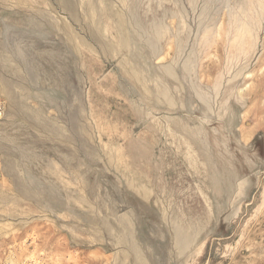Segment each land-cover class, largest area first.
Instances as JSON below:
<instances>
[{"label": "rangeland", "instance_id": "obj_1", "mask_svg": "<svg viewBox=\"0 0 264 264\" xmlns=\"http://www.w3.org/2000/svg\"><path fill=\"white\" fill-rule=\"evenodd\" d=\"M0 264H264V0H0Z\"/></svg>", "mask_w": 264, "mask_h": 264}, {"label": "bare ground", "instance_id": "obj_2", "mask_svg": "<svg viewBox=\"0 0 264 264\" xmlns=\"http://www.w3.org/2000/svg\"><path fill=\"white\" fill-rule=\"evenodd\" d=\"M139 25H140V24H139ZM171 69H172V68H171ZM173 73H174V71H173ZM173 73L170 75L171 78H175V76H174ZM178 85H179V84H178ZM8 134H9V133H8ZM8 139H9V138H8ZM10 140H11V139H10Z\"/></svg>", "mask_w": 264, "mask_h": 264}]
</instances>
